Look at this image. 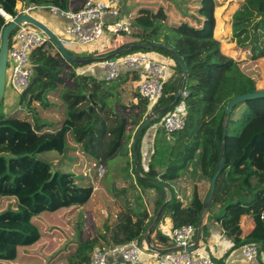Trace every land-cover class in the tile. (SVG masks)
<instances>
[{
    "label": "trees",
    "instance_id": "trees-1",
    "mask_svg": "<svg viewBox=\"0 0 264 264\" xmlns=\"http://www.w3.org/2000/svg\"><path fill=\"white\" fill-rule=\"evenodd\" d=\"M19 1L27 5H54L63 10H69L71 3L84 2L0 0V9L16 16ZM162 1L170 2L172 6L175 3L174 0ZM160 7L171 10L170 6L164 8L160 4ZM189 9L180 10L184 17L176 21V26L182 34L175 44H170L187 70L184 82L189 92L184 101L186 123L172 134L174 141L166 153L164 169L160 170L154 162L161 153L160 142L157 154L145 169L141 160L145 132L153 122L162 119L182 102L179 99L166 109L175 100L177 80H174L165 85L164 95L153 109L161 110L159 116L140 135L139 170L149 179L140 181L145 191L156 190L154 205L160 200L159 188H169L173 193L154 229L165 218L171 219L173 228L189 224L198 228L203 220V239L206 240L211 236V227L218 223L231 240L233 250L254 243L258 244L261 257L264 255V97L236 104L226 123L228 102L238 95L258 90L257 83L242 69L241 61L225 52L221 40L215 37L214 1H201L197 13L204 19ZM195 21L198 26L194 25ZM5 26L6 18L0 13V44ZM232 28L233 38L241 47L251 50L252 59L264 58V0H244L233 14ZM15 33L16 30L10 36L9 46ZM140 42L149 43L144 39ZM145 50L170 56L176 63L178 75H182L181 66L168 49ZM31 60L33 77L20 98V109L29 117H20L18 110L8 115L0 114V196L17 199L16 208L9 206L0 211V261L16 260L20 248L31 247L42 239L44 232L36 222L41 214L84 205L93 196L92 185L79 184L74 172L55 168L42 158L43 153H64L69 136L85 155L99 164L106 163L115 154L134 160L135 135L130 127L137 129L150 116L148 102L140 95L137 104L121 105L122 114L115 109V101L105 87L124 78L123 72L112 81L79 74L76 68L88 64L67 61L50 40L33 51ZM131 73L132 79L137 80V73L128 70L127 74ZM60 86H63L59 98L65 108V120L56 130L52 122L40 115L39 108H51L50 93ZM242 104L244 109L235 117L236 109ZM222 146L224 164L216 179L211 206L206 210L205 201L210 188L203 198L200 186L208 182L211 187L212 177L220 165ZM124 169L129 170L128 166ZM134 174L137 175L136 169ZM157 212L149 215L144 194L138 192L135 204L118 215L114 228L107 227L108 233L101 235L110 246L111 243L117 245L133 240L143 245ZM246 218L252 221L248 229L244 228ZM158 236L163 242L168 239V246L172 245L168 236L162 233ZM97 243V238L79 242L68 264H89Z\"/></svg>",
    "mask_w": 264,
    "mask_h": 264
},
{
    "label": "rangeland",
    "instance_id": "rangeland-1",
    "mask_svg": "<svg viewBox=\"0 0 264 264\" xmlns=\"http://www.w3.org/2000/svg\"><path fill=\"white\" fill-rule=\"evenodd\" d=\"M126 1L127 3H125ZM126 1L122 0V7L123 11L127 12L128 15L132 12L133 5L138 2L142 3V5L146 7L144 8L146 12L144 11V13L141 14V22L138 19L131 17V20L128 19L131 23V27L121 39L118 41L110 39L109 43L107 42L105 43L106 45L101 48L99 47L97 49H93L92 51H89V48L84 49L74 47L72 44L67 43L66 46L68 47V45H70L73 49L71 52L80 55L92 54L93 56H99L108 54L126 44L140 42L141 39L149 42L163 43L170 40V42L173 43L174 41L176 42L182 34L177 28L178 25L176 21L178 22L181 17H184L180 10L185 11L188 9V0H174L175 3L173 6L170 2H168V6L171 7L170 11L162 9L160 5H149L152 3H146L149 2L148 0ZM85 2L86 1L84 0V2L79 4L77 2L71 3L69 9L78 11L84 6ZM17 6L20 5L18 4ZM160 9H162V11L161 13H158ZM32 13L35 17H37V19L41 20L48 26L57 28L54 21L57 17L50 11L36 10ZM137 22L140 23L137 24ZM137 31H139V37L135 36ZM135 51L140 50L129 51L127 53ZM242 68H244L245 71L256 80L257 89L264 90V59L252 60L251 63L247 62ZM243 109L244 105L242 104L236 109L234 116H239ZM2 110L0 109V114L1 112L6 114ZM39 111L42 117L48 116L46 115L47 112L43 109L39 108ZM8 114L11 113L8 112L7 115ZM17 114L20 117H29L26 111L22 109L18 110ZM57 119V116L53 117V120ZM157 122H159V120H156L154 123L157 124ZM130 130H133L132 134L136 132V130L134 131L132 127H130ZM132 141L133 138L130 143H132ZM173 141L174 137L164 131V135H162L160 139V143H162V146L160 147L161 153H158L156 160L154 159L155 165L160 170L165 167L167 154ZM67 147V150L62 154L52 151L43 153L41 156L45 160L51 162L57 169L65 172H74L77 175L79 184L92 185L94 187L92 198L88 203L81 206L63 208L55 213L44 212L41 214L36 219V222L44 232L42 239L31 247L20 248L19 256L16 260L0 261V264H68L75 254L79 242L81 241L97 238L98 243L96 244L94 251L110 247V245H107L101 234L105 232L108 233L107 227L110 229L114 228L116 221L118 220V215L123 211H127L131 205L135 204V197L138 192H142L144 194V199L147 196L149 204L154 206V200L157 196V192L154 189H148L147 191L144 190L140 180H145V176L141 172L140 175L137 173L140 177L138 179L137 175L134 174L136 163L131 157L126 159L120 154L113 155L106 163H104L105 173L101 178H99L97 176L96 166L99 164L98 162L90 159L87 155L81 152L80 149L78 150L74 145V141L68 137ZM131 155L132 152H130V156ZM126 166L129 168L128 171L124 169ZM209 188L210 185L208 182L201 184L200 191L203 198L206 196ZM150 192L153 195L155 194L154 200L151 199ZM168 196L169 191L167 190L166 197ZM9 206L16 208L17 199L14 197L0 196V211ZM244 225L245 229L250 228L252 225L251 219L246 218L244 220ZM159 233L162 232L160 230H155L154 228L151 232L152 235H150V238L155 245V239L158 240ZM162 234L165 235L164 233ZM164 243L167 245L168 239H166ZM111 245L113 246L114 244L111 243ZM257 264H264V255L258 258Z\"/></svg>",
    "mask_w": 264,
    "mask_h": 264
},
{
    "label": "built area",
    "instance_id": "built-area-1",
    "mask_svg": "<svg viewBox=\"0 0 264 264\" xmlns=\"http://www.w3.org/2000/svg\"><path fill=\"white\" fill-rule=\"evenodd\" d=\"M48 10L57 18L66 20L63 35L59 36L63 43L75 47H85L100 41L107 30L114 39L124 36L131 27L128 19L122 15V0H86L84 6L78 10H63L54 5L17 6V15L29 13L35 17L33 11ZM6 18V24L16 16L0 9ZM37 18V17H36ZM8 53L7 87L18 94H22L30 85L33 76L31 55L35 49L49 40L47 34L29 22L21 23L16 29ZM105 80L117 79L124 70L134 71L138 75V93L147 100L150 115H154L155 105L164 95L165 84L170 77L171 66L165 61L154 58L148 50L124 53L109 60L99 62ZM182 102L175 106L161 119V125L169 135L181 130L186 123L187 112L184 101L189 95L184 83L180 86ZM97 176L101 178L105 173L104 164H97ZM198 228L193 225H183L172 228L167 236L172 241L165 252H156L155 260L150 264H257L259 258L258 244L249 243L239 248L240 256L235 258H215L199 246H196ZM174 248V249H172ZM145 248L137 241H129L108 248L97 249L93 252L89 264H109L110 256H117L125 264H141Z\"/></svg>",
    "mask_w": 264,
    "mask_h": 264
},
{
    "label": "crops",
    "instance_id": "crops-1",
    "mask_svg": "<svg viewBox=\"0 0 264 264\" xmlns=\"http://www.w3.org/2000/svg\"><path fill=\"white\" fill-rule=\"evenodd\" d=\"M126 1V0H125ZM149 2L146 3H152L149 5H162L164 7H167L169 4L168 2L164 1H157V0H148ZM202 0H190L188 3L190 12L194 13L197 17L200 19H204L203 16H199L197 13V10L201 6ZM215 3V9H214V18L216 21L215 25V31L214 35L222 42V48L230 54L231 56L235 57L236 59L241 61V67L244 66V64L251 63L252 60H258V59H252L251 50L248 47H241L236 39L233 38V28H232V18L233 14L242 6L244 0H213ZM177 2V1H176ZM22 1H19L18 4L21 5ZM127 3V1L125 2ZM17 4V5H18ZM146 5V4H145ZM123 6V5H122ZM151 7V6H150ZM175 7V6H174ZM144 5L142 3H136L133 5V10L130 13V15L127 14V12L123 11L122 7V15L126 19H130L133 17L134 19H138L141 22V14L144 13ZM139 9V10H137ZM137 10V11H136ZM135 11V12H134ZM146 12V11H145ZM144 19V18H143ZM55 25L57 28L49 26L58 36L63 35V26L66 23V20L64 19H55ZM140 22H137L139 24ZM136 23V22H134ZM194 24L198 26V23L195 21ZM201 26V24H199ZM142 29V28H141ZM136 33H139L137 31ZM135 33V34H136ZM115 35L112 34L110 30H107L104 37L98 41L97 43H94L89 46H85L82 48H89V51H92L93 49L101 48L102 46L106 45L105 43H109L110 39H113L114 41H118L122 37H119L117 40L114 39ZM169 44L173 45L175 44V41L173 43L168 41ZM67 45V44H66ZM67 47V46H66ZM75 47V46H74ZM68 50L73 51V49L68 45ZM72 49V50H71ZM102 51V50H101ZM110 52V51H109ZM151 55L161 61H165L168 64H170V77L166 84H171L174 80L178 81L181 77V75H178V70L176 68V63L174 59H172L170 56L160 53L158 51H149ZM242 53V54H241ZM264 59V58H260ZM244 71L245 69L242 68ZM130 71V70H129ZM76 72L79 74H85V75H92L99 79H104V74L102 72V69L100 67V64L98 63H91L85 66H81L76 68ZM128 70L123 71L124 78L120 80H116L112 82L110 85L105 87L106 91L109 93V96L111 99H114L115 103V109L122 114L121 105H133L137 104L139 102V93H138V79L133 80V74H127ZM246 72V71H245ZM247 73V72H246ZM250 75L249 73H247ZM251 76V75H250ZM179 77V78H178ZM252 77V76H251ZM165 84V85H166ZM63 86H60L59 89L56 91H53L50 93V101L52 102V106L48 110H44L47 112L46 115L43 118L52 122L53 127L58 130L61 125L63 124L65 120V108L63 106V102L59 98L61 89ZM177 91V90H176ZM176 94V93H175ZM128 96V97H127ZM20 98L21 94L16 93L11 88H6L5 96L1 102L0 109L4 113H12L17 110H20ZM123 102H122V101ZM126 100V102H125ZM2 113V112H1ZM147 113H150V109L148 107ZM57 116V120H53V117ZM61 116V117H60ZM154 123V122H153ZM163 127L161 125V119H159V122L154 123L151 125L147 131L145 132L142 142H141V160L142 165L144 168L148 167V163L151 159L154 158V154H157V147L160 142V139L162 135H164V131L162 130ZM136 129H134L135 131ZM135 134V133H134ZM68 138H70L68 136ZM75 147L82 152L81 147L74 143ZM154 155V156H153ZM155 159V158H154ZM146 165V166H145ZM141 182V181H140ZM150 184L149 182H147ZM142 185V184H141ZM151 185V184H150ZM159 188V187H157ZM160 189V200L159 202L151 206L148 202V197H145V204L148 209V213L150 216H152L161 206L169 199V196L166 197V191L168 188H159ZM169 191V190H168ZM151 193V192H150ZM170 195V194H169ZM150 197L152 200L155 198V194H150ZM72 208V207H71ZM204 225V222H203ZM202 226V225H201ZM252 226V225H251ZM250 226V227H251ZM203 227V226H202ZM173 228V223L170 218H165L163 221H161L158 225V227L155 230H160L162 233H164L167 236V233L170 232V230ZM152 235V234H151ZM156 245L151 241L152 245L155 248L160 249H166L168 245L164 243L161 240L155 239ZM145 250L142 254V263L141 264H150L155 260V254L157 251L150 249L146 245V237L142 245ZM199 246L202 250L209 253L211 256L215 258H235L240 256L239 249H232V242L231 240L223 233V231L220 228V225L218 223L214 224L211 227V236L207 238L206 240L203 239V231L201 228V239L199 241ZM109 264H125L120 257L117 256H110L109 258Z\"/></svg>",
    "mask_w": 264,
    "mask_h": 264
},
{
    "label": "water",
    "instance_id": "water-1",
    "mask_svg": "<svg viewBox=\"0 0 264 264\" xmlns=\"http://www.w3.org/2000/svg\"><path fill=\"white\" fill-rule=\"evenodd\" d=\"M23 22H29V23L33 24L34 26L38 27L39 29H41L42 31H44L47 34L49 40L54 43V45L61 52V54L64 56V58L67 61L72 62V63L77 64V65L99 63V62L109 60L113 57H117L119 55H122L124 53L129 52V51H134V50H141V49H148V48H150V49H168L171 52V54L174 56V58L178 61L179 65L181 66V68L183 70V73H182V75L178 81L177 91L175 94V100L172 104L167 106L166 109H170L180 99L179 89H180L181 84L184 83L186 80L187 70H186V67H185L183 60L180 58L178 53L170 46L169 43H163V42L130 43V44H126V45L122 46L121 48L116 49V50H114L108 54H105V55L78 57L77 55L72 54L68 51V48L65 46V44L63 43L61 38L47 24H45L41 20L37 19L33 15L24 12V13H21L18 16H16L14 20H10V22H8L6 24V26L4 27V29L1 33V44H0V104H1V102L5 96V92H6V88H7V65H8V53H9V39H10L12 32ZM261 97H264V90H256L254 92L241 94V95H238V96L234 97L233 99H231L228 102L226 109H225L226 123H227V121H228V119L232 113V110L236 104H238L240 102H244V101L249 100V99L261 98ZM91 107L92 106H90V109H91ZM163 109H165V108H163ZM160 111H155L154 115H158ZM153 119H154V116H152V115L147 117L145 119V121L142 122L138 126V128L136 129V132H135L134 141H133V157H134V161L136 163V172L139 173V175H140V170L138 167V142H139V138H140L142 131L152 122ZM223 139H225V130L223 133ZM223 151H224V146H222L219 168L215 172L214 176L212 177L211 187H210L207 199L205 201V209L206 210H208L211 206V202H212L213 195L215 192L216 179L219 176V174L223 168V164H224ZM53 172H54V170H53ZM144 179L149 181L148 178H144ZM168 190H169V194H170L169 196L170 197L161 206V208L158 210V212H157L153 222L150 224L149 229H148L147 234H146V245H147V247L150 249H153L157 252H165L168 250V248H166V249L155 248L152 245L151 238H150V235H151L153 228L159 222V219H160L165 207L167 206V204L169 203V201L171 200V198L173 196L172 191L169 188H168ZM202 222H203V220H202ZM202 222H201V225H202ZM200 239H201V229L198 231L196 246L188 247L187 249L190 250V249L197 247ZM172 249H174V248H172Z\"/></svg>",
    "mask_w": 264,
    "mask_h": 264
}]
</instances>
